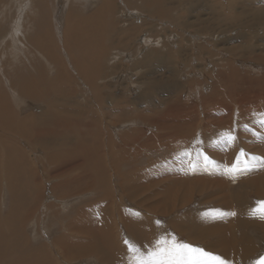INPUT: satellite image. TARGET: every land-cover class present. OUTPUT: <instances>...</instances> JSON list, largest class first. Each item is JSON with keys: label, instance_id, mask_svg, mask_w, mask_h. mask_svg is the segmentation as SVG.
I'll list each match as a JSON object with an SVG mask.
<instances>
[{"label": "bare ground", "instance_id": "6f19581e", "mask_svg": "<svg viewBox=\"0 0 264 264\" xmlns=\"http://www.w3.org/2000/svg\"><path fill=\"white\" fill-rule=\"evenodd\" d=\"M49 1L23 0L12 22L8 23L7 14L0 25V264H71L85 257H94L103 264H117L114 261L119 259L128 264L132 258L116 238L115 215L123 223L133 221L128 226L138 235H142L139 223L143 224L146 219L116 201L113 176L119 180L121 199L139 202L147 211H169L177 198L169 192L168 197L155 203L153 196H142L148 190L143 177L152 170L150 162H146L145 168L140 166L144 164L140 160L143 157L139 158L141 155L134 148L137 129L126 132L116 129L120 122L132 119L129 115L128 119L120 116L113 121L109 117L120 114L122 109L134 111L137 101L143 102L147 109H156L162 104L158 119L141 117L145 124L156 125L162 131V134L151 133L148 142L152 146L158 144L161 150V139H167L165 144L178 146L177 150L186 158L177 171L185 175L198 170L204 173L203 157L198 158L202 164L196 161L192 163L196 165L195 170L191 169L185 155L187 144L182 141L194 137L201 126L210 130L215 125L221 131L226 130L233 102L246 109L250 117L264 113V75L253 76L231 62L228 71L213 79L210 94L199 92L198 103L184 104L179 92H192L199 81L194 75L198 71H193L192 78L183 84L178 81L182 76L179 63L189 64L182 55L190 49L183 45L190 43L188 46L194 47V44L186 37L177 44L173 40L169 44L171 35L180 34H173L178 30L174 31L172 26L176 24L183 29L200 26L196 31L205 34L210 28L217 29L210 21L230 19L232 28L261 29L264 8L259 10L247 4L264 0H226V3L225 0H98L99 5L88 15L72 7L66 12L69 22L62 34L68 58L57 55L52 47L50 37L54 34L50 33L49 16L51 13L53 16V11L47 4ZM85 1L88 4L91 0ZM26 4H30L27 9ZM21 7L26 11L21 12ZM236 38L228 37L224 41ZM205 42L198 44L197 49L209 55L213 63L215 54L207 49L209 45ZM147 44L153 45L151 49H144ZM110 49L116 50L112 60ZM130 51L137 56L128 66V72H132L131 67L142 69L132 74H136V82L146 83L139 99L134 101L119 99L115 94V81H119L115 75L123 64L124 54ZM237 51L243 53L242 48H236L234 54ZM254 51L241 57L253 60V56L257 61ZM201 57L199 54L197 59ZM155 69L160 75L167 71L166 80L159 78L160 82L165 83L163 87L168 92H178L175 100L165 105L160 99L154 103V95L162 88L160 83L157 86L149 81V74ZM20 100L28 101L26 106L40 107L24 114ZM214 115L222 119L211 120ZM161 121L165 124H158ZM143 131L149 133V128ZM259 138L258 135L255 139L260 143ZM261 139L264 142V137ZM182 145L186 147L184 150ZM205 145L207 152H213L215 163L234 162L227 136L205 140ZM260 155L264 158V147ZM256 168L248 172L247 183L263 194L264 172ZM205 173L208 174V169ZM213 173L219 174L217 170ZM202 179L198 177L196 183ZM211 184V187L218 186L213 181ZM227 184L218 187L225 189ZM205 217L197 228L194 223L191 225L193 235L198 231L202 236L203 225V236L210 234L211 227ZM150 227L151 223L144 225L145 229ZM151 233L148 232L145 251L160 239ZM220 233L223 235V231Z\"/></svg>", "mask_w": 264, "mask_h": 264}, {"label": "rangeland", "instance_id": "374dc122", "mask_svg": "<svg viewBox=\"0 0 264 264\" xmlns=\"http://www.w3.org/2000/svg\"><path fill=\"white\" fill-rule=\"evenodd\" d=\"M66 1L67 0H50L49 2H47V4L49 3V8L51 12L53 11V16L52 13L49 16V27H52L50 33L51 35L54 34L53 36L50 35V39L53 41H51L52 47L54 46V49H56L55 51L57 55L62 54L64 57L68 58L67 49H65L63 45L64 37H62L66 32V30L64 31V29L67 25V21L69 22V18L67 19L68 16L66 13L67 10L75 7L76 10L83 12H79L80 14L88 15L94 12L95 7L99 5L100 1L91 0L92 2L90 1L88 2V4L86 1L84 2V0H76L73 3H71L72 0H68V3ZM22 2L23 0H5L4 2H2L3 5L0 2V9H3L2 11L0 10V25H2V21L5 19V15L7 14L9 15V17H7L8 23L12 22V20L14 19L13 16L18 12V8L20 7ZM226 2L227 1L225 0V3ZM50 3L52 5H50ZM72 4L75 6H72ZM29 5L30 4H26V9ZM76 5H80L79 9ZM247 6L262 10L264 8V2L253 1L249 2ZM26 9L24 10L21 7V12L26 11ZM82 10L87 11L88 13ZM228 20L229 21L214 19L213 22L210 21V25L215 24L217 26V29L209 27V31L205 34L196 31L200 28V26L194 28L191 27L189 29L177 28L175 26L176 24L172 26L173 28L175 27L174 31L178 30L173 32V34H180H175L176 36L171 35V42H168L169 44L173 43L172 40L177 44L178 40H181V38L184 37L191 40V43L194 44V47H191L188 46L190 43L184 41V44L187 43V45L183 46H186L185 48H188L190 50L185 51L184 55H182V58L192 62H189V64L184 62L185 66L179 63V71L182 76L180 75L178 81H182L183 84H186L184 80L192 78L193 71H198L197 74L194 75L199 81L193 88L192 92H186L185 94L183 91H181V93L179 92V96L183 98L181 100L184 104L193 105V103H198V95L200 94L199 92L206 93L207 95L210 94V84L213 83V79L217 80L218 76L221 73L228 71L229 64H232L231 62H233V64L239 67L242 71H249L253 76H259V74L264 75V27H261V29L255 27L251 29L249 27L232 28V24H230L232 22H230V19ZM237 36L238 38L234 40L224 41V39L228 37L231 38ZM146 37L151 38L148 34ZM202 42L208 44L209 48L207 49L211 50L212 53L215 54V62L212 63L210 57H207L209 55H207L206 53L201 54L200 50L197 49V45H200V43ZM152 46V44H147L144 49H151ZM236 48H242L243 53L237 51V53L234 54ZM251 48L255 49L253 53H256L257 61H254L255 59L253 58V56L251 57L253 60L241 57L242 54L251 53ZM110 52L109 53L111 55L109 54V59H111V57L113 58L116 50H111ZM140 54H142V52H140ZM199 54L203 57L197 59L199 57ZM126 55L130 57L128 58L130 59V61H127ZM133 55H131V51L129 52V54H124L122 61L123 64H120L119 62L121 61L119 60V62L116 61L122 66H120L121 68H119V74L117 73L115 75L116 79H119L120 81H115L117 86L115 89L117 92L115 94L119 96V99L122 98V100L127 98L131 101L139 99L142 88L146 85V83L141 84L136 82L135 79L137 76L135 73L132 74V72H137L138 74L140 71H143L142 69L137 70L131 67L132 72H128V66L130 65V63H132V61H135V56H137V53H134ZM210 70H212L211 72H213V76H211V74L209 73ZM199 71L202 73V75H199ZM205 71L208 72L204 74L203 72ZM165 72L166 73L160 75L159 72L157 73V70L155 69L151 73L152 77L149 74V77L151 78L149 79V81H152L151 83H153L154 81V85L160 83L158 85L162 87L160 91L158 90V93L154 95L155 98L152 97L155 100V104H157L158 100L160 99L163 100L162 103L165 105L170 102L169 100H175V95L178 94V92H168L166 90L167 88L163 87L165 83L163 84L160 82L161 79L159 78H162L163 81L166 78L165 76L167 74V71ZM183 73H185V75ZM190 73H192V75ZM219 82L223 83L222 80ZM223 88L226 93H228V89L224 86ZM51 90H54V88H51ZM139 102L140 103L138 104L137 101L135 104L136 106L134 105L136 108L134 111H131L129 109H122V111H120V114H112L109 119L111 121L117 120L118 118H120V116L124 119H128L130 116L132 118L130 119V121L120 122L116 129L123 132L134 131L135 129H137V131H134V135H136L134 148L135 150L139 151V155H141L139 158L143 157V159L140 160H143L144 164L140 166H143L145 168L147 165L146 162H150V169L152 170L148 174L144 175L143 178L145 179L142 178L143 182L145 180L147 181V185L145 187H148L147 192H145L142 196L151 195V197L153 196L152 201L158 203L160 200H164L165 197H168V194L170 192L176 196L177 201L174 203V205H172L169 211L167 209H160L156 212L147 211L145 206L138 204L139 202H132L131 200H127L125 198L121 199L122 192L120 190L119 180L116 178V176H113L111 182L114 193L113 197L116 199V201H121L120 204L126 209H131V212L132 210L138 211L139 215H141L142 218L146 219L144 220L143 224L139 223L142 235H138L133 232L128 226V222L130 223L133 221H128L126 222L127 224L123 223V221L120 220L119 215L116 214L114 228L117 233L116 238L118 239V242H120V244L126 250H128L127 246L124 244V240L127 238L131 243L135 244L137 247H140L142 251H145L143 248L145 246V243H142L141 241L146 238L149 231H152L151 234L158 238H161L163 236L170 239V234H175L178 242H187L191 245L202 247L207 251L220 255L222 258L229 261L230 264H254V261H256L259 257L264 256V230L261 227V225L264 224V219H261L259 215H253L252 209L257 207V201H264V193L260 194L255 187L248 185L247 179L249 177V171H245L246 173H242V175H240V172H242L244 169L245 160H247L251 164V156L261 157L260 153L264 147V142L261 139V137H264V123H261L260 121L264 120V113H259L257 117H250L251 115L248 114L247 111H245L246 109L244 110L242 106L238 105L236 102H233L234 107L231 105V109L229 110L230 118L226 130L221 131L215 125L210 126V130L203 128V126L199 127L194 137L182 141L187 144V153L191 151L190 154L187 155L188 159L190 160V165L198 161V158L203 157L204 155H207L209 159L214 163L205 165L203 167L204 173H199V170L197 169L198 172H196L195 174H192L190 172V175H185L184 173L176 170V168L178 166L181 167V164L186 160L183 154L180 153V150H177L178 146L165 144L168 141L164 138L163 140L161 139L162 149L160 150L158 144L152 146L148 142L151 133L162 134V131L156 125L145 124L142 121L141 117H156V119H158V116H160V114L158 115V112H160L162 104L159 105L160 107L156 106V109H154L155 107L147 109V106H145L143 102ZM27 103L29 102L27 101ZM27 103L22 100H20L19 103L25 110L24 114L36 111L40 107H30L29 104L26 106L25 104ZM152 112L155 114H153ZM210 119L219 121L222 118L214 115L211 116ZM158 124L163 125L165 124V122L161 121ZM143 128H149V133L144 132ZM228 134H231L235 137L234 140H232L231 142L229 141L231 146L228 147L230 156L234 157V162L231 164L229 163V165H226L225 162L215 163L213 152L210 153V150L208 152L206 150V145L208 144L205 145V140L217 138L225 139ZM258 135L260 136V138L258 139L260 140V143L257 141V139H255L258 138ZM185 148V146L182 147L183 150ZM241 150H243L248 155H246L245 157H240L239 154ZM169 155L171 156L170 159ZM198 163V165L202 164L200 161H198ZM234 164L242 169L241 171L236 172L234 175L229 174L226 171V168H229ZM257 164L259 165V168L257 167L256 169H258L259 172H264V164H262L260 161ZM206 169H208V174L205 173ZM215 170L219 172L217 176H215V174L213 173ZM192 176H195L196 178H192ZM198 177L203 179L200 181V183L197 182V184L196 181ZM212 181L214 183H217L218 186L219 184L222 186L226 183L228 184L225 189H219L218 186L211 187ZM46 186L48 187L50 185L46 183ZM200 187L204 189L201 190ZM209 211H212L214 213H210ZM229 212L234 213V215H230ZM207 213L210 216L217 213H224V215H219V217L215 219L214 217H211L210 220H207L209 226L211 227L210 234L208 232L203 236V233L205 231V226L203 225L202 236L198 233V231L197 235H193L190 228L191 225H185V223H194L197 228L200 222L204 221L202 220V217ZM144 214L148 215L149 218ZM190 215H192L191 218H189ZM241 218H245V220L241 221ZM191 219L194 220L191 221ZM157 220L161 222L160 225H157ZM182 221H185L184 225H182ZM146 223H151L152 227L145 229L144 225ZM181 226H185L184 229H180ZM220 231H223V235L220 233ZM220 236L221 240L218 241V238ZM231 246H234V249H230ZM228 249L229 252L227 253ZM238 251H244V258H238V256L235 258V255ZM128 253L130 254V258H132V254L130 252ZM110 259L114 261V258ZM119 260L121 261L115 260L114 262H116L117 264H125L126 262L122 259ZM97 261L99 260L95 259L94 257H85L78 260L76 259L72 261L71 264H103V262Z\"/></svg>", "mask_w": 264, "mask_h": 264}, {"label": "snow or ice", "instance_id": "6c2138e0", "mask_svg": "<svg viewBox=\"0 0 264 264\" xmlns=\"http://www.w3.org/2000/svg\"><path fill=\"white\" fill-rule=\"evenodd\" d=\"M264 123V120L260 121ZM235 137L231 134L227 135V140L232 141ZM188 155V153H185ZM246 154L243 150L240 151L239 156L245 157ZM205 164H213L214 162L209 159L207 155L203 156ZM252 163L247 160L244 161V171H250L253 168L258 167L257 161L264 163V158L251 156ZM192 170H195L196 165H190ZM229 174H235L241 169L237 165H233L226 168ZM218 215H224V213H217ZM253 215H259L261 219H264V201H257V207L252 209ZM234 215V213H230ZM157 225H160V221H156ZM171 238L161 237L154 242V247L148 248L146 251H142L140 247L131 243L127 238L124 240V244L127 246L128 252L132 254V259L129 264H230L229 261L222 258L213 252L207 251L202 247L191 245L187 242H178L175 234H170ZM254 264H264V256L259 257Z\"/></svg>", "mask_w": 264, "mask_h": 264}, {"label": "crops", "instance_id": "0c3cea01", "mask_svg": "<svg viewBox=\"0 0 264 264\" xmlns=\"http://www.w3.org/2000/svg\"><path fill=\"white\" fill-rule=\"evenodd\" d=\"M232 209H233V208H232ZM233 210H234V209H233ZM209 212H210V213H214V212H212V211H209ZM209 212H208V213H209ZM231 212H232V210H231ZM231 212H229V213H231ZM208 213H207V214H204V216H203V217L206 216V217H205L206 220H210L211 217H214V219L219 217L218 214H214V215L210 216ZM191 216H192V215H190L189 217H191ZM186 220H187V219H186ZM192 220H194V219H191V221H192ZM240 220H241V221H244L245 218H241ZM184 222H185V221H182V225H184ZM187 222H188V221H187ZM207 222H208V221H207ZM185 225H192V224H191V223H188V224L185 223ZM184 227H185V226H181L180 229H184ZM261 227H262V229L264 230V224H262ZM220 238H221V237L218 238V241L221 240ZM148 239H149V237H148V235H147L146 238L143 239L141 242H142V243H145ZM231 245H233V244H231ZM230 249H234V246H231ZM228 252H229V249L227 250V253H228ZM237 256H238V258H239V257H240V258H244V256H245L244 251H238L237 254L235 255V258H236Z\"/></svg>", "mask_w": 264, "mask_h": 264}]
</instances>
